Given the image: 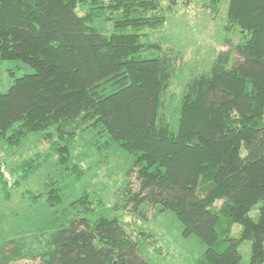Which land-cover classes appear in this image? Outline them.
<instances>
[{"label":"trees","instance_id":"1","mask_svg":"<svg viewBox=\"0 0 264 264\" xmlns=\"http://www.w3.org/2000/svg\"><path fill=\"white\" fill-rule=\"evenodd\" d=\"M102 1L0 0V63L21 60L35 69L0 93V136L16 145L29 133L50 136L54 129L58 165L67 168L72 140L90 127L106 145L136 157L123 190L126 207L172 211L183 235L207 246L197 264H240L245 240L249 264H264V0H230L229 18L248 38L231 42L192 79L176 131L161 116L176 58L145 55L140 34L147 14L150 28L164 22L160 0H117L108 17ZM99 10L111 31L96 26ZM258 204L256 221L250 213ZM73 207L65 221L41 229L40 250L16 235L6 238L0 264H151L119 218L93 222L84 198ZM235 223L242 227L238 238L231 235Z\"/></svg>","mask_w":264,"mask_h":264},{"label":"rangeland","instance_id":"2","mask_svg":"<svg viewBox=\"0 0 264 264\" xmlns=\"http://www.w3.org/2000/svg\"><path fill=\"white\" fill-rule=\"evenodd\" d=\"M112 3L118 4L117 0L102 1V5L109 4L107 17L113 13ZM160 3L159 13L164 15V22L150 28L152 17L147 14L143 20L147 25L140 34L145 55L156 57L168 52L176 58V73L166 88L161 110L162 118L176 131L181 102L192 79L207 73L221 51L228 49L231 42H245L248 34L229 18L230 0ZM78 6V13L85 15L83 7ZM95 24L107 32L113 28L112 21L106 20L100 10ZM153 44L161 48H151ZM34 72L32 66L21 60H2L0 93L8 92L16 78ZM47 135L42 131L29 133L16 145L7 144L0 136V244L16 235L28 249L40 250L39 241L45 238L41 229L46 223L55 219L65 221L77 209L73 204L84 198L90 201L93 213L89 217L93 222L102 216L119 218L151 264H197L203 258L207 246L196 235L185 237L183 225L172 211H161L158 206L151 209L146 204L137 212L126 207L128 199L123 190L128 183L127 172L135 163L134 155L117 144L106 145L103 135L84 126L72 140L69 166L63 168L58 165L54 148L61 142L54 129ZM259 213L260 204L250 215L257 221ZM241 230V225L235 223L231 235L238 238ZM240 253V264H249L250 240L242 242ZM8 264H37V260L21 259Z\"/></svg>","mask_w":264,"mask_h":264}]
</instances>
